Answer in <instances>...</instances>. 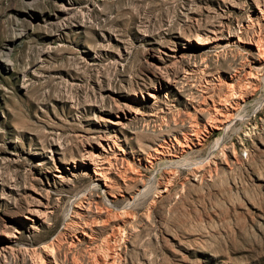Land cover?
Segmentation results:
<instances>
[{"label": "rangeland", "instance_id": "rangeland-1", "mask_svg": "<svg viewBox=\"0 0 264 264\" xmlns=\"http://www.w3.org/2000/svg\"><path fill=\"white\" fill-rule=\"evenodd\" d=\"M56 260L264 264V0H0V264Z\"/></svg>", "mask_w": 264, "mask_h": 264}, {"label": "bare ground", "instance_id": "bare-ground-1", "mask_svg": "<svg viewBox=\"0 0 264 264\" xmlns=\"http://www.w3.org/2000/svg\"><path fill=\"white\" fill-rule=\"evenodd\" d=\"M9 55H10L9 53H6V55H5V60H6V61H9V60H10ZM114 142H115V141H114ZM162 146H164V145H162ZM181 147H182V145H181ZM182 149H183V148H182ZM162 150H163V149H162ZM156 151H157V149H156ZM160 151H161V150H160ZM156 153H157V152H156ZM171 154H173V153L171 152ZM169 155H170V154H169ZM172 156H173V155H172ZM174 157H175V156H174ZM171 159H172V158H171ZM179 159H180V158H179ZM149 161H151V160H149ZM168 161H169V160H168ZM176 161H177V160H176ZM176 161H175V162H176ZM151 162H152V161H151ZM101 163H102V162H101ZM95 164H96V163H95ZM186 164H187V163H186ZM96 166H97V165H96ZM97 167H98V166H97ZM100 167H101V166H100ZM106 167H107V166H106ZM101 168H102V167H101ZM195 168H196V167H195ZM198 168H199V167H198ZM96 170H97V169H96ZM108 170H109V169H108ZM98 171H99V167H98ZM104 173H105V171H104ZM98 174L102 176L101 172H98ZM108 175H109V174H108ZM103 177H104V176H103ZM105 177H106V176H105ZM101 178H102V177H101ZM107 179H110V178H107ZM107 182H108V181H107ZM111 182H112V181H111ZM111 182H110V183H111ZM107 184H108V183H107ZM102 186H103V185H102ZM108 186H109V185H108ZM110 186H111V185H110ZM145 188H146V186H145ZM145 188H144V189H145ZM145 190H146V189H145ZM145 190H144V191H145ZM142 193H144V192H142ZM145 193H146V192H145ZM88 222H89V221H88ZM84 223H85V222H84ZM89 223H90V222H89ZM78 225H80V224L78 223ZM87 226H88L87 224H86V225L84 224L83 226H79V227L81 228L82 233H83L84 235H89V234H88V231H87ZM90 228H91V225H90ZM92 229H93V228H92ZM92 234H93V233H92ZM81 235H82V234H81ZM90 236H91V235H90ZM93 237H94V236H93ZM90 238H91V237H90ZM83 239H84V238H83ZM55 262L57 263V260H56ZM56 263H55V264H56ZM57 264H58V263H57Z\"/></svg>", "mask_w": 264, "mask_h": 264}]
</instances>
